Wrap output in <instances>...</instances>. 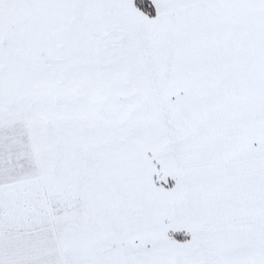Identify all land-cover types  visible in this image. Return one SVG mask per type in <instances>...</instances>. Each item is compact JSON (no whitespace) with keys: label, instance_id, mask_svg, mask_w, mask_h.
I'll use <instances>...</instances> for the list:
<instances>
[{"label":"snow or ice","instance_id":"obj_1","mask_svg":"<svg viewBox=\"0 0 264 264\" xmlns=\"http://www.w3.org/2000/svg\"><path fill=\"white\" fill-rule=\"evenodd\" d=\"M0 264H264V0H0Z\"/></svg>","mask_w":264,"mask_h":264}]
</instances>
